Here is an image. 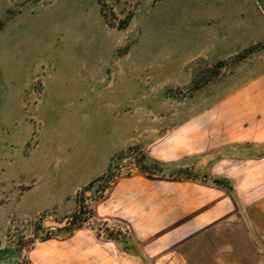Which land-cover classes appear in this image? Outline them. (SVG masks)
Listing matches in <instances>:
<instances>
[{"label": "rangeland", "instance_id": "obj_1", "mask_svg": "<svg viewBox=\"0 0 264 264\" xmlns=\"http://www.w3.org/2000/svg\"><path fill=\"white\" fill-rule=\"evenodd\" d=\"M237 1L0 0V216L24 264H35L40 242L54 250L71 235L89 264L126 263L110 236L136 237L157 256L171 230L163 217L184 218L157 216L161 196L193 191L172 179L201 174L195 153L210 132L222 155L230 142L256 143L257 109L242 101L264 72V2L248 0L247 12ZM261 157L238 153L215 167L235 187L227 214L257 201ZM79 204L89 213L71 224ZM257 217L234 218L203 245H242L229 231L241 221L256 245ZM66 220L67 230L46 226ZM244 257L264 262L261 252Z\"/></svg>", "mask_w": 264, "mask_h": 264}, {"label": "crops", "instance_id": "obj_2", "mask_svg": "<svg viewBox=\"0 0 264 264\" xmlns=\"http://www.w3.org/2000/svg\"><path fill=\"white\" fill-rule=\"evenodd\" d=\"M262 1L264 2V0H261V2ZM229 2L232 3L233 1ZM237 2H240L243 6L244 2H246L247 5L245 6L247 12L250 11L248 0H238ZM244 92L247 95V97H243L242 101L244 108L257 109V115H254L257 121H252L251 123L252 125H256V129H253L256 131L254 135H257L254 138L256 143H247L244 145L241 142H230L227 147H225L227 152L222 155L218 154L217 146H213L216 142L215 138L217 134H212V132H210V134L213 135L212 144L209 145V148L205 151L195 153V162L197 164L198 159V167L201 174H193L189 177L172 179L176 181V183L182 182L183 184L187 183V185L193 186V191L187 193V196L178 195L179 191H177L176 195H172V197L169 192H167L166 197L165 194L161 196L163 209L160 215L157 216H184V218L178 220L177 223L176 220H170L169 217L164 221L163 217V223L165 222L168 228L171 227V230L164 236L163 244L165 246L161 250V254L159 253L160 255L154 256L153 253L157 254V252H153L152 250L149 251L141 247L136 237L134 238L127 235L124 240H119L117 237L110 236L109 239H111V241L117 244L119 243L117 245V250H115L120 256L119 258H124L125 262L129 264L138 263L139 261L145 264H150L151 262H154L153 264H158L160 262L163 263L164 259L168 257L170 260L168 264H264V262L260 260L253 261L244 257V255L248 254L257 257V252L264 254V178L260 180L259 196L255 203L246 205V208L243 206V211H241L242 206H240L237 213L227 214L226 207L227 203H229L228 194H233L235 189L233 180L224 176H212L215 167L223 162L224 159L231 155H238V153L241 154L246 152L249 157L263 156L259 158V161H261V164L263 161L262 165L264 172V72L253 78L244 88ZM114 152L115 151L105 160L106 163L104 162L105 164L103 163L96 170L97 173L99 172L101 175L106 171L111 157L114 156ZM157 158H159V156ZM163 159L165 158L163 157ZM234 159L236 158H233V160ZM215 179L222 180L224 183H216L214 181ZM89 181L88 179L83 185L87 184ZM201 185L207 188L203 190ZM167 190L169 191L170 189L167 188ZM146 199L148 200L149 198ZM166 200L170 201V203ZM235 201V203L238 204V200ZM167 204H169L168 207H166ZM146 205H148V203ZM151 214L147 215L149 216V218H147L148 222L150 220L153 221V216H151ZM221 216H235V219L244 216L248 218L250 216H258V238L256 245L254 234L247 227L246 221L238 222L236 228L229 229V231H237L239 234L242 233V245H231L229 249L225 246L224 248L222 247V249H224L223 251L219 250L220 247L217 246V244H213L212 246H210L211 244H207L208 246L203 245V240L206 237L222 231V227L235 220L234 218L223 220ZM2 220H5V217L0 216V264H24L21 259V253L12 245L6 244L8 235L7 232H5L6 226L3 224ZM147 221L145 222L147 223ZM175 223L176 225H174ZM233 234L234 233H232L231 236ZM43 242L46 243L47 241ZM44 243L42 244V242H40L41 246H37L32 250L35 264H89L90 249L87 245L84 246L83 242H78L74 235H71V238L54 250L51 248L46 250L45 246H42ZM225 252L233 254L232 260H219L220 254ZM239 253H241L242 256H238ZM204 258H206V260H204ZM225 258L227 259V257ZM117 259L115 262L118 263L117 261H119V264H121V260Z\"/></svg>", "mask_w": 264, "mask_h": 264}, {"label": "trees", "instance_id": "obj_3", "mask_svg": "<svg viewBox=\"0 0 264 264\" xmlns=\"http://www.w3.org/2000/svg\"><path fill=\"white\" fill-rule=\"evenodd\" d=\"M153 163H156V162L153 161ZM139 169H140V171H142V172L150 173V171L147 169V167L143 166V164H140V165H139ZM111 171H112V169L109 168L107 174H105V175L101 176L100 178H98V179L93 180L92 182H90L89 186H90V187H93V186L95 185V183H97V182H101L102 180H106V178L109 177V174H110ZM151 173H153V172H151ZM214 181H215L216 183H222V184L224 183L222 180H219V179H215ZM226 186H227V184H226ZM87 213H89V211L86 210L85 208H82V206L79 204L77 210H76L75 213L73 214V221H71L70 223H71V224H72V223L74 224V223H76V222H79L80 219H82V218H84V217H87V216H86ZM56 229H57L58 231H63V230H67V229H69V226L61 227V228L58 227V228H56Z\"/></svg>", "mask_w": 264, "mask_h": 264}, {"label": "water", "instance_id": "obj_4", "mask_svg": "<svg viewBox=\"0 0 264 264\" xmlns=\"http://www.w3.org/2000/svg\"><path fill=\"white\" fill-rule=\"evenodd\" d=\"M67 225V220L66 221H47L46 226L48 227H53V228H61Z\"/></svg>", "mask_w": 264, "mask_h": 264}]
</instances>
